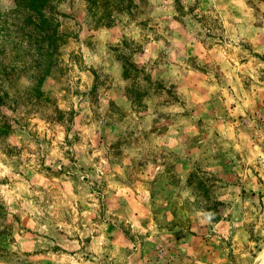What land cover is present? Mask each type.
<instances>
[{
	"label": "rangeland",
	"instance_id": "374dc122",
	"mask_svg": "<svg viewBox=\"0 0 264 264\" xmlns=\"http://www.w3.org/2000/svg\"><path fill=\"white\" fill-rule=\"evenodd\" d=\"M26 2L0 0V264H264V0Z\"/></svg>",
	"mask_w": 264,
	"mask_h": 264
},
{
	"label": "trees",
	"instance_id": "16d2710c",
	"mask_svg": "<svg viewBox=\"0 0 264 264\" xmlns=\"http://www.w3.org/2000/svg\"><path fill=\"white\" fill-rule=\"evenodd\" d=\"M27 2V4H26V6L30 9V10H34V11H37V13H38V11H40V1L41 0H26ZM23 2V1H22ZM25 2H23L22 4H24ZM29 5V6H28Z\"/></svg>",
	"mask_w": 264,
	"mask_h": 264
}]
</instances>
